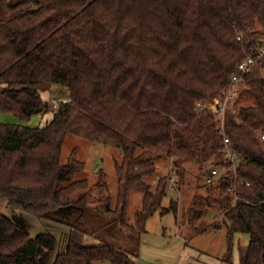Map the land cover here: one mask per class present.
<instances>
[{"label": "trees", "instance_id": "16d2710c", "mask_svg": "<svg viewBox=\"0 0 264 264\" xmlns=\"http://www.w3.org/2000/svg\"><path fill=\"white\" fill-rule=\"evenodd\" d=\"M262 47L264 0H0V111L21 122H0V199L67 229L32 237L0 212V264H135L146 220L177 213L175 201L161 206L170 176L153 191L147 182L162 156L223 172L217 188L193 198L186 220L197 227L217 206L222 261L231 263L235 234H247L238 264H264ZM249 56L255 66L216 116L207 105L223 99ZM51 86L69 102L44 126L24 124L50 111L41 91ZM243 94L251 102L237 106ZM69 135L121 149L113 208L108 197L88 206L74 151L61 162ZM225 136L236 163L224 156ZM134 191L142 199L132 222Z\"/></svg>", "mask_w": 264, "mask_h": 264}, {"label": "rangeland", "instance_id": "374dc122", "mask_svg": "<svg viewBox=\"0 0 264 264\" xmlns=\"http://www.w3.org/2000/svg\"><path fill=\"white\" fill-rule=\"evenodd\" d=\"M57 89L58 87L51 86L41 91L42 99L51 105V109L48 113L42 115V118L37 116L31 117L29 125L34 126L39 124V126H44L52 119L53 112L56 109L54 106L55 102L59 103L60 100L67 98L65 93H58ZM250 102L251 97L248 94L241 95L235 101L237 106L246 105ZM0 122L11 124L19 123L12 114L1 111ZM73 151L75 152L76 159L85 164L84 170L76 175V179L86 178L88 181V188H91L87 200L88 206L93 209L100 208L108 197L110 198V206L113 208L117 196L115 164L121 162V149L108 147L81 137L69 135L66 137L62 147L61 162L63 164L67 163ZM156 167V173L147 180L151 191L154 190L160 175H168L171 177L175 173L176 188L175 190L168 188L167 195L171 194L173 196L171 201H175L177 204L179 222L181 221L182 225L193 230V226L187 222L185 217L193 198L195 196L205 198L210 188H217L219 176L223 172L218 170V175L209 183L208 179H210L212 169L214 168L210 164L201 169L195 163L180 159H169L162 156L157 159ZM179 168L180 172H177L176 169L179 170ZM141 199V193L135 191L131 193L127 214L132 222L134 221L136 211L140 209ZM0 212L17 222L32 237L44 232H51L58 235L61 232L67 231L63 225L45 219H38L11 208L6 199H0ZM197 228L198 230H207L206 234H204V239H202L205 244L204 246L208 248L206 251L214 255H221L225 252L226 224L217 206L209 207L207 214L197 223ZM238 238L239 250V248L247 245L249 236L247 234H239ZM87 242L94 243L90 239Z\"/></svg>", "mask_w": 264, "mask_h": 264}, {"label": "crops", "instance_id": "0c3cea01", "mask_svg": "<svg viewBox=\"0 0 264 264\" xmlns=\"http://www.w3.org/2000/svg\"><path fill=\"white\" fill-rule=\"evenodd\" d=\"M57 92L61 93L60 88L57 89ZM35 116L42 118L40 114ZM29 123L30 120L24 122L27 125ZM178 194L180 195L179 192ZM172 197L170 194L163 198L162 208L169 207ZM193 228L190 230L182 225L181 221L179 222L178 210L176 214L173 211H156L145 222L144 232L140 238L139 256L135 264H238L239 234L234 236L231 263H225L222 261V257L226 249L221 255L210 254L206 251L208 248L202 241L207 230ZM95 264L109 263L98 262Z\"/></svg>", "mask_w": 264, "mask_h": 264}, {"label": "built area", "instance_id": "2783aa9c", "mask_svg": "<svg viewBox=\"0 0 264 264\" xmlns=\"http://www.w3.org/2000/svg\"><path fill=\"white\" fill-rule=\"evenodd\" d=\"M264 52V47L261 48V52L259 53V57L262 56ZM256 64V58L253 56H249L242 60L238 65V73L233 75L231 78V86L230 88L224 92L223 99H215L213 102L207 105V109L214 113L216 116L222 118L224 113L227 110V104L230 100H232L236 95V86L241 82L242 75L247 74L253 66ZM64 103L69 102L68 98H64L60 100ZM58 103L55 102L54 106L57 107ZM204 105L202 103L197 104V109H203ZM261 140L264 143V135L261 136ZM229 139L224 137V156L226 159L230 160L233 163H236L238 160V155L236 152L232 151L229 147ZM218 175V169L213 168L211 172L210 179L208 182L210 183L216 176ZM168 188L170 190H175L176 188V176L175 173L169 178Z\"/></svg>", "mask_w": 264, "mask_h": 264}, {"label": "water", "instance_id": "95a60500", "mask_svg": "<svg viewBox=\"0 0 264 264\" xmlns=\"http://www.w3.org/2000/svg\"><path fill=\"white\" fill-rule=\"evenodd\" d=\"M60 92L62 93V94H64L65 92H64V90L62 89V88H60Z\"/></svg>", "mask_w": 264, "mask_h": 264}]
</instances>
